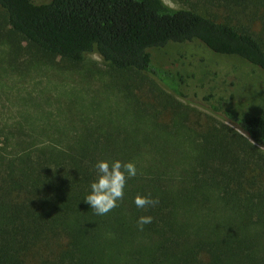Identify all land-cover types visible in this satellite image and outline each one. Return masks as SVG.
Masks as SVG:
<instances>
[{"label":"trees","instance_id":"obj_1","mask_svg":"<svg viewBox=\"0 0 264 264\" xmlns=\"http://www.w3.org/2000/svg\"><path fill=\"white\" fill-rule=\"evenodd\" d=\"M178 1L0 0L7 76L97 53L113 91L68 104L64 120L28 91L14 104L33 112L0 117V264H264V96L220 95L218 72L200 82L197 69L215 54L264 79V0ZM193 80L204 107L233 127H203L174 97L193 103ZM107 95L127 106L103 119ZM105 159L134 162L137 175L101 216L83 200ZM138 194L157 203L137 208ZM142 215L152 222L141 230Z\"/></svg>","mask_w":264,"mask_h":264},{"label":"rangeland","instance_id":"obj_2","mask_svg":"<svg viewBox=\"0 0 264 264\" xmlns=\"http://www.w3.org/2000/svg\"><path fill=\"white\" fill-rule=\"evenodd\" d=\"M163 1L173 8H180L183 6V4L178 0ZM201 55H204V53L201 52ZM172 56L173 52L168 56L165 55L162 58V62L167 61ZM219 59L220 61L218 62L215 54H209L208 57H206L204 61L205 64L197 67L200 74L199 81H204L207 74L210 73L211 69H213L214 71L218 72V75L216 77H214L213 75L216 81L211 82L210 84L216 86V90L220 95L230 97L232 94H234L235 98L240 95L241 97H244L243 99L249 103H260V98L264 96L263 77L251 75L244 68L240 70V68L237 67V70H233V60L231 58L229 59L227 57H221ZM2 66H4V63L1 62L0 59V117H8V115H18V112H21V110L25 108H28V110L33 112L35 110V107L30 102H28L26 105L20 103L14 104L15 95H24L28 93V91H30L33 98L42 100V106H44V109L50 111L52 115L55 114L58 119L63 120L69 116L70 110H74L75 112L76 109L68 108V104L74 103V107H79L80 105L85 104L83 98L88 100L94 96L100 97V93L102 95L105 89L108 90V94L113 92L111 89L107 88L108 83L110 82L109 78H111L109 75H106L108 74L107 66L104 63L103 59L97 53L88 54L85 62L80 66L71 67L60 65V69H57L60 66H54L53 68H43V70L39 74H35V71H31L29 75L24 78H19L17 77V75L10 77L7 76V73L3 70ZM178 68L181 71L185 72L186 75H188V71L191 72L188 67L184 68L179 65ZM178 68L166 74L165 79L172 83V75L178 71ZM197 69L193 68L194 71H197ZM108 71L110 72V70ZM248 71L250 72V70ZM240 73L241 77L235 76ZM101 74L105 76H102ZM252 76L255 78V80ZM194 83V80L191 81L192 90L190 93V97H192V99L190 98V101H194L193 103H189L186 99L180 98L173 93L172 95H174V97L181 101L183 104L192 107V109L196 112L195 115L199 116L200 122L202 123L203 127L207 124L220 123L228 127H233V125L224 120L222 117L214 114L204 107L205 102H203V90L205 88L200 85H193ZM118 85L121 84L118 83ZM10 87H12L13 89H11ZM165 91L171 93L167 89H165ZM71 92H75L76 94L71 95ZM143 95L144 96H142V98L145 100H147V96L151 99L153 97L149 94ZM81 97H83L82 100L80 99ZM9 98H11V100ZM109 99L110 97L107 95L103 98L102 101L101 106L107 107V109H105L106 107H104V109L101 108L102 113L108 114L107 117H102L103 119H107L110 115H112V112L113 114L118 112L117 107H120V109H124V106H127L125 103H123V101H117L116 98L114 100L108 101ZM152 101H155V99H152ZM116 104L119 106H117ZM196 116H194V119L196 118ZM257 148L262 153H264V147L257 146Z\"/></svg>","mask_w":264,"mask_h":264},{"label":"clouds","instance_id":"obj_3","mask_svg":"<svg viewBox=\"0 0 264 264\" xmlns=\"http://www.w3.org/2000/svg\"><path fill=\"white\" fill-rule=\"evenodd\" d=\"M96 177L90 182V191L84 198V202L90 206L95 214L104 215L117 206V202L122 199L124 189L129 179L137 175V168L134 162H122L115 160H99L94 165ZM137 208H145L147 205H154L156 200L145 195H137L133 199ZM152 222V217L148 215L139 216L136 225L139 229Z\"/></svg>","mask_w":264,"mask_h":264}]
</instances>
